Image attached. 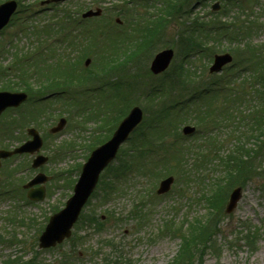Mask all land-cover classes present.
<instances>
[{"label":"rangeland","instance_id":"374dc122","mask_svg":"<svg viewBox=\"0 0 264 264\" xmlns=\"http://www.w3.org/2000/svg\"><path fill=\"white\" fill-rule=\"evenodd\" d=\"M4 1L0 0V3ZM17 1V13L0 33V89L18 90L21 87L16 81L18 78L14 77L15 71H19L18 74L25 71L26 81L38 87V79L43 80L45 77L28 71H59L63 66L59 68L53 65L54 57L66 61V67L62 68L65 71L100 72L104 70V63L113 58L110 52L124 49L116 50L120 48L119 44L124 43L120 35L129 30L136 14L156 13V2L143 3L144 0ZM127 2L130 4L127 5ZM216 2L220 3V7L213 10L212 5ZM226 4V0H181L177 5L175 12L182 9L180 13H183L186 9L193 13V17L199 15L207 20L208 24L204 25L206 30H213L224 23L216 28L220 29L217 40L213 38L211 44L205 45V53L189 58L185 56L182 50V42L186 40L182 31V22L185 20L177 15L176 19H172L165 15L168 14L166 11V22L160 28L162 30L154 38L151 36L154 42L149 41L139 56L121 57L120 69L114 72L116 76L108 79L109 84L117 82V100L126 103L122 110L139 105L144 111V119L133 131L130 141L122 145L124 151L136 146L134 144L139 146L136 154L126 155L128 161L135 164V169L118 180L120 183L106 204L99 198L100 189L97 188L82 211L85 215H105V227L101 231L91 223H81L79 226L76 223L72 235L61 244L52 248L39 247L42 229L54 209L64 207L72 194V188L69 187L77 177L75 171L79 164L86 161V151L78 147H75L77 150L74 152L70 151L74 147H70V142L89 144L97 121H87L77 116L81 126H76L73 119L72 123L68 120L61 133L52 134L50 128L58 122L59 114L65 112L63 96L66 95L62 94H58L61 98L57 101L50 100L37 105L35 108L46 111L37 114L34 108L32 115H28L23 122L19 121L20 125L16 123L18 126L12 124L16 122L13 117H19L22 110L32 109L33 97L17 110L6 112L4 118H0V148L10 149L18 144L16 137L25 139L27 128L36 124L34 119L40 121L47 137L43 153L49 156V162L40 169L45 168L42 171L52 176L45 184L46 197L42 201L26 200L27 191L22 185L15 186V195L10 193L0 196V264L8 261V258H18L23 264L29 260L32 264H172L181 238L187 235V227L196 218L210 215L211 208L207 209L205 202L208 193L216 189L218 182H222L224 187L226 185V180L221 181L225 176L223 159L228 158V161L237 157L234 155L236 151L241 150L240 154H245L249 149L259 152L250 165L254 174L249 175L247 180L242 179V197L230 214L225 212L226 202L237 185L225 188V197L217 202L216 211L212 212L218 214L220 222V230L215 236L217 245L204 256L202 264H264V238L251 246L242 239L243 232L240 233L244 225L264 229V123L256 131L254 129V120L259 119V115L262 117L264 111V106L261 107L263 94L260 93L264 90V0H243L240 5L230 4L228 9ZM122 5L128 9L125 14L123 11L121 14L118 12V7ZM97 7L103 12L97 20L91 21L95 28L102 26L103 21L115 22L116 18L123 21L118 24L120 26L115 25L114 29L118 32H114V38L105 32L95 39L91 38L90 32L85 31H76L69 36L63 33L65 27L76 28L75 19L80 18L84 11ZM112 9L114 12H111ZM137 32L136 37H145L141 36L139 30ZM238 32L239 35L235 37ZM168 47L175 49L174 59L165 72L155 75L150 70V63L157 52ZM94 49L95 52H92ZM227 51L233 55L232 62L221 72L211 73L209 68L214 54ZM82 52L92 54L87 56L91 58L88 65L85 64L87 57H81ZM70 59H74V63L68 64ZM125 59L126 64L123 63ZM46 66L53 68L48 69ZM258 71L259 76L256 75ZM109 84L107 90L111 91L113 86ZM213 87L218 89L215 94L206 90ZM150 90L151 97L148 96ZM78 91L82 89L75 88V96L70 95V99H67L69 108H82L88 114L103 113V110L108 109L105 101L107 95L101 89L91 88L81 98L77 96L82 94ZM31 94L34 98L38 97L34 92ZM192 95L194 101L188 102L187 99ZM108 99L107 103L113 102L110 97ZM166 107L171 109L167 110ZM169 110L173 111L168 115ZM113 113L117 116L119 112L115 110ZM113 119L111 116L109 121H104L112 125L110 122H115ZM5 121L12 127L7 134L4 133ZM164 121V127H153ZM185 125L195 126L196 133L184 135ZM107 129L104 128L101 133L107 134ZM157 129H161L164 135L152 138V131ZM163 138H166V142L160 145L158 141ZM211 139L216 144H210ZM150 141L152 149L148 147ZM64 143L67 144L62 145ZM210 148L213 149L208 151ZM204 155L209 156H205L206 159ZM33 158L32 155L24 154L3 161L0 192H6L8 179L21 184L24 179L26 182L35 174L38 169L31 167ZM116 164L113 163L104 172L103 178L117 171ZM73 165L77 168H71ZM21 167L23 169L19 170ZM61 170H64V174L56 177ZM170 173H174L177 178L170 192L158 195L156 190L160 180ZM113 178L116 179V176ZM153 184L155 187L150 191ZM170 221L174 223L170 224ZM77 235H85V238L77 243Z\"/></svg>","mask_w":264,"mask_h":264},{"label":"trees","instance_id":"16d2710c","mask_svg":"<svg viewBox=\"0 0 264 264\" xmlns=\"http://www.w3.org/2000/svg\"><path fill=\"white\" fill-rule=\"evenodd\" d=\"M181 0H162V4L160 6H157L156 13L152 15L151 22L150 19L148 23H143L142 27H139V31L142 33L141 36L145 35V37H141V42L143 44H139V42L134 45V49L131 54H129L127 57H131L132 55H135L140 52L141 46H146V44L154 42L152 40L158 32H160L162 29L161 26L165 24L166 17H164V12H168V14H165L168 17H171L172 19H176V15L178 18L184 19L182 23H184V27L182 31L185 34V41L182 42L183 48L182 50L185 53V56L189 55L191 56L194 54V52L198 53H205V45L211 44L212 39L215 38L217 40L218 34L220 30V25H224V23L217 25L216 28L213 30H206L204 25L208 24L207 20L203 19V17L196 15L193 17V13H189L186 9L183 13H180L182 9H180V12H175L177 9V5L179 4ZM190 2V0H186ZM227 4H234V5H240L243 0H226ZM229 6L226 8L228 9ZM158 11V12H157ZM160 13V14H158ZM177 13V14H176ZM158 14V16H157ZM182 14V15H181ZM218 18V17H217ZM188 21V22H187ZM200 24V25H198ZM152 25V26H151ZM150 28V29H149ZM239 35L238 33L234 36L237 37ZM153 36V38H151ZM56 60V57L54 58ZM109 59V57H108ZM53 60V65L56 64V67L62 66L61 59L55 61ZM112 60H115V63L106 64L109 67L107 68V71H114L119 68V65L121 64L119 62V58H115ZM124 61V60H123ZM112 62V61H110ZM125 63V62H124ZM52 65V66H53ZM52 66L47 67L48 69L53 68ZM63 68V67H62ZM58 69L59 71H38L37 76H44V77H51L53 75V78H50L51 83L48 85L54 86V84H64L62 81L66 82L68 79H66L71 74L68 73V71H65L64 69ZM5 70V69H2ZM40 70V69H39ZM51 74V75H50ZM50 75V76H49ZM26 89L34 90L31 83H27ZM44 86H42L39 90V92H43ZM34 92V91H31ZM154 129V128H153ZM147 132V131H146ZM153 136L157 137L158 135H164L162 134L161 129H157L156 131L153 130L151 133ZM150 134V138H151ZM153 141V140H151ZM150 141V145L151 144ZM241 152L234 154L237 157H233L230 160L226 161V185L225 187L222 185L219 191L217 189L211 194L210 199H208L210 203V215L205 218H196L194 222H192L188 226V232L185 237H182V243L179 247V250L177 252V255L175 256L172 264H202V260L204 256L209 252L212 251L214 248H216V240L215 236L220 230V222L218 220V214L212 213L216 211L217 202L222 198L225 197V188L227 186L232 185H241L242 179H249V175L253 176L252 167L250 166L252 164V161L254 162V159L259 156L258 151H252L251 149L248 150L245 154H240ZM204 158L205 155H204ZM133 163L124 160L122 162L121 168L123 166H127V173L134 170ZM137 167V165H136ZM140 170H142V167H138ZM176 169V168H175ZM126 173V175H127ZM117 186V181L113 178H109L105 181L104 187H103V202L105 201L106 197H109L113 194L115 187ZM106 202V201H105ZM111 213V212H110ZM89 216H95L90 219ZM110 218V216H108ZM112 217V216H111ZM103 216L101 215L98 217L96 214H87L83 217L81 222H84V219H87L88 222L96 224L99 229L101 227L105 226V221H103ZM86 222V221H85ZM242 239L246 241L247 244L254 246L258 239L264 238V229L257 226H249L244 225L241 229L240 233H242ZM6 263V262H5ZM8 264H23L18 258H10V260L7 262ZM27 264H32L31 261H28ZM43 264V263H41Z\"/></svg>","mask_w":264,"mask_h":264},{"label":"water","instance_id":"95a60500","mask_svg":"<svg viewBox=\"0 0 264 264\" xmlns=\"http://www.w3.org/2000/svg\"><path fill=\"white\" fill-rule=\"evenodd\" d=\"M57 1V0H56ZM218 3L213 8H218ZM17 7L15 0H8L0 4V29L8 23L12 13ZM100 13L98 11H89L84 16H92ZM174 57V50L172 48L164 49L156 54L152 63L151 70L155 73H161L166 70ZM232 60V56L229 53L223 55H216L213 65L210 68L211 72L220 71L223 65ZM27 99V94L24 92H0V115L8 106H18ZM143 119V110L136 106L134 107L128 116H126L120 123L118 129L115 131L113 137L97 148L91 154L89 160L83 167L82 174L75 186L74 194L68 199L66 207L61 211L55 213L48 223L45 231L40 237V247L54 246L57 242H62L64 238L71 235V229L74 223L77 221L80 212L87 202L88 198L92 194L96 184L99 180L101 171L116 157L120 145L129 137L130 133L138 126ZM65 123V120H61L59 125L53 128V131L59 130ZM195 130L192 126L184 127L185 133H192ZM29 133L34 136L33 140H30L23 144L21 147L14 151L0 150V157L6 158L17 152H35L38 151L42 145V139L35 129H29ZM47 160V157L39 156L34 160V167L43 164ZM1 165V163H0ZM47 178L44 174H39L34 178L26 187H29L35 183L46 181ZM173 177H168L163 180L158 189L159 193H164L170 189L173 182ZM44 188L33 189L29 192L31 199H43ZM241 198V188L238 187L233 190L230 195L229 202L226 207L227 212H232Z\"/></svg>","mask_w":264,"mask_h":264}]
</instances>
